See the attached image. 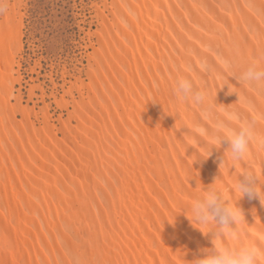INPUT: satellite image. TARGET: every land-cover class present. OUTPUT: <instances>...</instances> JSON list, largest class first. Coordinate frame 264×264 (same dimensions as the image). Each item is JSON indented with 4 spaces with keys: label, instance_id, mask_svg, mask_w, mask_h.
<instances>
[{
    "label": "bare ground",
    "instance_id": "obj_1",
    "mask_svg": "<svg viewBox=\"0 0 264 264\" xmlns=\"http://www.w3.org/2000/svg\"><path fill=\"white\" fill-rule=\"evenodd\" d=\"M23 5L0 0V264H187L213 235L178 213L196 179L231 189L243 168L264 174L255 141L240 162L223 159L227 141L210 153L233 112L264 114L261 93L224 70L264 50V0H93L79 12L92 19L79 21L81 58L61 83L48 74L51 90L26 80V100ZM181 75L206 105L177 100ZM238 206L242 240L264 242V205L245 194Z\"/></svg>",
    "mask_w": 264,
    "mask_h": 264
},
{
    "label": "clouds",
    "instance_id": "obj_2",
    "mask_svg": "<svg viewBox=\"0 0 264 264\" xmlns=\"http://www.w3.org/2000/svg\"><path fill=\"white\" fill-rule=\"evenodd\" d=\"M224 70L230 82V77H234L236 84L248 88L255 87L264 99V50L257 59L243 62L238 70H234L230 63L225 64ZM226 84L229 93H238L231 87V83L224 85ZM173 92L182 104L191 103L193 106L207 104L206 91L202 86L197 85L190 75L179 76L175 81ZM260 119H264V114L253 116L251 120L241 121L239 114L233 112L229 120L238 121V125L231 127L229 124L219 123L213 133L214 140L210 153L214 147L220 148L224 141H227V147L223 151V159L224 153L228 152L233 162L243 161L249 155L253 141L264 150V131L260 133L256 131L257 120ZM198 131L202 137H206V129L201 127ZM217 179L218 175L207 185L201 184L200 180L196 179L195 186H192L194 190H189L182 201L178 213L183 212L192 225L195 221L196 224L206 228L207 231L197 228L205 235L209 232L213 234L209 246L198 249L192 259H184L187 264H264V242L243 241L237 227L239 223L245 222L244 213L238 206V201L245 194L249 198H258L260 204L264 205V174L250 167L239 170L231 186L237 195L235 200L229 195L231 189L218 183ZM251 212L255 217V208H252ZM225 236L230 238L231 244L225 241Z\"/></svg>",
    "mask_w": 264,
    "mask_h": 264
},
{
    "label": "rangeland",
    "instance_id": "obj_3",
    "mask_svg": "<svg viewBox=\"0 0 264 264\" xmlns=\"http://www.w3.org/2000/svg\"><path fill=\"white\" fill-rule=\"evenodd\" d=\"M92 1L24 0L22 12L24 13L25 46L22 62L24 75L22 90L25 100L28 99L29 84L27 81L33 83L32 77L39 79L35 82L45 80L44 86L51 90L48 88L51 86L48 74L52 71L56 80L61 83L60 70L64 66L72 69L73 65L81 58L80 53L84 51V48H81L83 32L79 30V25L84 23H79V21L86 19L89 23L92 19L88 9L85 8L83 11L86 13L85 17L80 13L83 10L81 8L84 5L85 7L90 6ZM36 60L40 61V67L37 68L39 74L31 72V66L35 64ZM40 92L39 89L36 90L38 96L34 98L35 101H40ZM47 101L52 102L50 98H47ZM30 104L33 105V102ZM52 107L53 111L55 105L52 104Z\"/></svg>",
    "mask_w": 264,
    "mask_h": 264
},
{
    "label": "snow or ice",
    "instance_id": "obj_4",
    "mask_svg": "<svg viewBox=\"0 0 264 264\" xmlns=\"http://www.w3.org/2000/svg\"><path fill=\"white\" fill-rule=\"evenodd\" d=\"M179 7V5H177ZM192 9H197V8H200V7H207V5H197V4H192L190 6ZM220 6L219 5H213L212 8H219ZM210 11L212 10L211 8L209 9ZM189 23H191V21H189ZM262 32H264V29H262Z\"/></svg>",
    "mask_w": 264,
    "mask_h": 264
}]
</instances>
